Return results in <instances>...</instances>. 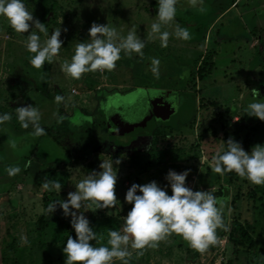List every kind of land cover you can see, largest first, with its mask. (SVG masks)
Instances as JSON below:
<instances>
[{
	"label": "rangeland",
	"instance_id": "374dc122",
	"mask_svg": "<svg viewBox=\"0 0 264 264\" xmlns=\"http://www.w3.org/2000/svg\"><path fill=\"white\" fill-rule=\"evenodd\" d=\"M22 2L48 29V36L33 29L41 43L60 28L63 44L52 61L34 68V54L26 49L32 29L17 33L0 16V115L12 117L0 125V264H65L63 248L67 237L73 238L66 229L71 216L58 206L47 215V205L66 201L80 180L101 171L103 160H112L117 172L118 202L110 209H96L88 201L80 210L97 233L93 246H107L108 231L122 230V218L132 208L125 202L131 185L155 181L170 196L168 172L188 171L186 187L220 192L216 197L226 202V230H216L218 243L202 254L172 235L156 248H145L143 255L129 248V264H264V185H253L234 172L228 176L212 171V157L226 150L229 138L246 152L264 146V121L246 112L250 103L264 102V0H203L196 7L178 0L174 21L161 31L174 33L179 24L191 39L173 34L167 47H161L159 34H151L157 0ZM49 7L52 12L42 22ZM93 23L115 27L121 37L135 28L145 42L143 57L122 52L113 71L72 79L62 64L71 61L78 42L89 41ZM152 58L160 61L158 78L150 70ZM149 88L171 92L174 112L167 120L152 118L144 98ZM252 89L259 91L257 98L251 96ZM130 91L143 116L131 129L122 124L116 131L105 122L100 102L108 95L129 96ZM57 95L64 100L54 103ZM54 104L63 115L56 124ZM28 105L39 109L40 124L51 128L54 139L33 136L31 126L21 127L15 109ZM29 159L32 165L25 168ZM9 166H19L21 172L10 177ZM45 177L62 184L59 193L42 188Z\"/></svg>",
	"mask_w": 264,
	"mask_h": 264
},
{
	"label": "clouds",
	"instance_id": "9594fccd",
	"mask_svg": "<svg viewBox=\"0 0 264 264\" xmlns=\"http://www.w3.org/2000/svg\"><path fill=\"white\" fill-rule=\"evenodd\" d=\"M157 2V22L151 25V34H159L161 47L168 46L169 37L173 34L178 39H191L189 30L179 24L175 26L174 33L161 31L162 26L174 21L178 0ZM202 3L203 0H189L192 7ZM200 11L203 12L204 8L201 7ZM0 16L17 33H27L32 29L27 36L26 49L34 54L30 59L34 68L41 69L45 61L50 62L59 54L63 44L60 40L61 29L54 30L42 44L37 31L48 36V29L34 18L22 0H0ZM88 36V42L76 44L71 61L66 60L62 64V71L72 79L79 80L84 74L91 72L113 71L122 52L128 56L135 53L143 57L145 42L137 36L135 28L129 30L126 37H121L115 27L93 23ZM159 64V59H151L150 70L157 78ZM259 95L257 89L251 90L252 97L257 98ZM63 100L64 97L55 96L57 103ZM15 112L22 128L28 129L31 126V135L39 137L46 134L40 124L41 113L37 107H18ZM246 112L247 115L264 121V102L257 100L250 103ZM11 119L8 113L0 115V125ZM59 120L62 121L63 117ZM224 144L227 149L212 157V171L220 175L234 172L253 185H264V146L256 145L250 152H246L232 138ZM120 163V159L115 160V164ZM31 165L32 160L29 159L24 167L30 168ZM100 169L99 173L92 172L80 180L75 186L76 190L68 193L66 201L52 200L47 205V215L52 214L58 206L66 217L71 216V227L76 238L67 237L63 248L65 264H116V261L119 264H129L132 257L129 248L137 250V255H143L145 248H156L161 241L172 235L180 236L193 250L203 254L210 246L218 243L216 230H226L225 200L217 198L210 191H193L186 187L188 171L180 174L169 171L165 179L171 188L170 196L155 181L131 185L126 192L125 202L131 204L132 208L122 218V230L108 231L107 246H93L90 242L97 240V233L89 226V221L80 210L89 206L85 203L88 201L95 204L96 209H110L118 202L115 194L117 172L113 168V161L103 160ZM6 172L10 177L15 176L21 172V168L9 166ZM41 185L46 191L55 190L58 193L62 188L59 181L46 177ZM137 192L140 194L137 195Z\"/></svg>",
	"mask_w": 264,
	"mask_h": 264
},
{
	"label": "water",
	"instance_id": "95a60500",
	"mask_svg": "<svg viewBox=\"0 0 264 264\" xmlns=\"http://www.w3.org/2000/svg\"><path fill=\"white\" fill-rule=\"evenodd\" d=\"M144 93L145 105L150 108L155 121H165L172 115L174 109L171 92L149 88L145 89ZM133 96L136 95L104 96L100 102L105 122H111L116 131L122 124H126L129 130L141 121L140 118L143 116L144 110L138 101L133 99Z\"/></svg>",
	"mask_w": 264,
	"mask_h": 264
},
{
	"label": "trees",
	"instance_id": "16d2710c",
	"mask_svg": "<svg viewBox=\"0 0 264 264\" xmlns=\"http://www.w3.org/2000/svg\"><path fill=\"white\" fill-rule=\"evenodd\" d=\"M52 11H51V8L49 7L47 10H45L44 12H43V14H42V22H45V18H46V16L48 15V14H50ZM88 87L91 89V88H93V84H88ZM134 91V90H133ZM130 93H131V95L133 94L131 91H130ZM53 101H54V103H56V101H55V99H53ZM54 108L53 109H55L54 110V113H52V115H53V117H52V119H53V123L54 124H56V122H58L59 121V118L60 117H62L63 115H62V113H61V107L59 108V107H56L55 106V104H54V106H53ZM44 128V130H45V135L46 136H48L49 138H51V140L52 139H54L53 138V136L51 135V128L50 127H43ZM51 136V137H50ZM227 149V148H226ZM69 156V155H68ZM226 175H228L229 176V173H226ZM216 194H220V192H217ZM234 202V200L232 199V200H230V205L232 204ZM37 222L38 223H40L41 222V219L39 218L38 220H37ZM66 229L70 232V234L73 236V239H75L76 238V234H75V231H74V229L71 227V225H68V226H66ZM230 236H229V240H230ZM177 246H179L180 244H176Z\"/></svg>",
	"mask_w": 264,
	"mask_h": 264
},
{
	"label": "flooded vegetation",
	"instance_id": "af4514ba",
	"mask_svg": "<svg viewBox=\"0 0 264 264\" xmlns=\"http://www.w3.org/2000/svg\"><path fill=\"white\" fill-rule=\"evenodd\" d=\"M131 94V93H130ZM109 96V95H108ZM130 96V95H129ZM105 97H107V96H105ZM149 108V107H148ZM101 111V110H100ZM101 114L103 115V112L101 111ZM80 115V117L81 118H90V117H87V116H85V115H81V114H79ZM114 130H115V128H114Z\"/></svg>",
	"mask_w": 264,
	"mask_h": 264
},
{
	"label": "crops",
	"instance_id": "0c3cea01",
	"mask_svg": "<svg viewBox=\"0 0 264 264\" xmlns=\"http://www.w3.org/2000/svg\"><path fill=\"white\" fill-rule=\"evenodd\" d=\"M214 195V194H213ZM214 196H220V195H218V194H215ZM217 236H219V234H217ZM212 246H210L209 248H211Z\"/></svg>",
	"mask_w": 264,
	"mask_h": 264
},
{
	"label": "built area",
	"instance_id": "2783aa9c",
	"mask_svg": "<svg viewBox=\"0 0 264 264\" xmlns=\"http://www.w3.org/2000/svg\"><path fill=\"white\" fill-rule=\"evenodd\" d=\"M70 93L73 94L74 93V90H71Z\"/></svg>",
	"mask_w": 264,
	"mask_h": 264
}]
</instances>
